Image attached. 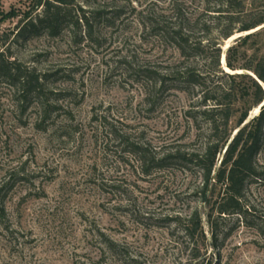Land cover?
I'll list each match as a JSON object with an SVG mask.
<instances>
[{"label":"rangeland","instance_id":"1","mask_svg":"<svg viewBox=\"0 0 264 264\" xmlns=\"http://www.w3.org/2000/svg\"><path fill=\"white\" fill-rule=\"evenodd\" d=\"M37 1L0 0V52L43 76L26 100L0 77V264H187L196 253L192 264H264V180L248 181L251 210L219 219L213 245L196 170L171 159L145 173L136 153L202 146L207 124L187 114L198 89L169 77L159 86L181 57L154 25L174 23L177 5L211 21L215 0H66L56 33H20L43 13ZM257 46L264 53V35ZM257 161L264 171V148ZM193 210L197 248L166 219Z\"/></svg>","mask_w":264,"mask_h":264},{"label":"trees","instance_id":"2","mask_svg":"<svg viewBox=\"0 0 264 264\" xmlns=\"http://www.w3.org/2000/svg\"><path fill=\"white\" fill-rule=\"evenodd\" d=\"M65 3L66 0L37 1L36 7L42 6L43 13L25 21L20 33L40 27L46 28L50 34L56 33L61 24V6ZM249 6L247 8L246 0H215L214 5H205L204 11L206 14L215 12L216 17L201 22L185 17L177 5L174 7V23L157 21L154 25L161 39L170 41L181 57L169 71L159 73V86H164L169 77L183 84L177 88L188 94L191 86L192 90L197 88L200 107L196 110L191 107L187 114L193 120L199 116L206 122L207 130L198 150L177 147L159 159L149 157L146 148L141 146L137 147L136 153L141 156L145 173L171 159L180 162L183 168L196 170L195 176L200 177V181L195 192L209 206L206 218L213 245L218 236L219 219L227 215L245 218L251 210L245 199L248 181L264 180V171L257 161L264 148V104L256 116L244 123L250 107L258 106L264 99L263 88L258 82L264 83V53H260L257 46L259 38L264 35V27L236 38L225 51L226 67L250 71L257 80L248 72H227L220 64L222 50L219 44L223 39L264 24V0H252ZM214 29L217 30L215 36L211 35ZM248 50L252 53L249 54ZM198 57L204 59L202 65L188 63ZM0 77L9 81L23 100L42 90V75L34 69L22 67L16 60L6 59L3 52H0ZM222 79L225 84L218 82L213 85L215 80ZM166 219L180 226L185 236L196 243L194 248L198 245L195 237L205 236L197 210L184 216L168 215ZM197 257L198 253L193 254L192 259ZM191 260L187 264H192Z\"/></svg>","mask_w":264,"mask_h":264},{"label":"water","instance_id":"3","mask_svg":"<svg viewBox=\"0 0 264 264\" xmlns=\"http://www.w3.org/2000/svg\"><path fill=\"white\" fill-rule=\"evenodd\" d=\"M262 27H264V25H261V26H259L258 28H255V29H253V30H251V31H248V32H245V33H235V34H233V35H231V36H229L228 38H227V40H229V42H228V44H226V41H225V44H224V46H220V48H221V50H222V52H221V54H220V64H221V66H222V68H224V70L226 71V65H225V51H226V49L232 44L231 42L232 41H234L236 38H238V37H240V36H243V35H245V34H248V33H252V32H255V31H257V30H259L260 28H262ZM228 72V71H227ZM233 73H239V72H233ZM248 74H250L252 77H254L256 80H257V78L255 77V75H253V74H251V73H248ZM258 82L260 83V85L262 86V88L264 89V87H263V85H262V82H260L259 80H258ZM264 104V99L262 100V102L259 104V106H260V108H261V106ZM249 121V119H246L245 120V122L244 123H247ZM236 132V131H235ZM235 132L233 133V134H235ZM232 137H233V135L231 136V138L228 140V142L226 143V145L224 146V150H223V152L225 151V149H226V147L228 146V144H229V142H230V140L232 139ZM222 152V153H223ZM221 157H222V155H221ZM221 157H220V159H221Z\"/></svg>","mask_w":264,"mask_h":264},{"label":"bare ground","instance_id":"4","mask_svg":"<svg viewBox=\"0 0 264 264\" xmlns=\"http://www.w3.org/2000/svg\"><path fill=\"white\" fill-rule=\"evenodd\" d=\"M226 70H227V67H226ZM262 85H263V87H264V83H262ZM257 107H258V110H260V106L258 105ZM257 112H258V111H257ZM253 116H255V115H253Z\"/></svg>","mask_w":264,"mask_h":264}]
</instances>
